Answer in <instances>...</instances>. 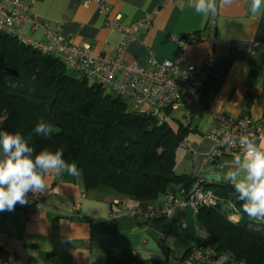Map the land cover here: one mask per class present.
Wrapping results in <instances>:
<instances>
[{
    "label": "crops",
    "instance_id": "0c3cea01",
    "mask_svg": "<svg viewBox=\"0 0 264 264\" xmlns=\"http://www.w3.org/2000/svg\"><path fill=\"white\" fill-rule=\"evenodd\" d=\"M25 1L33 5L38 20L53 28L61 26L68 43L89 44L96 54L117 53L123 34L116 27L105 26L97 2ZM105 1L111 18L121 16L122 27L154 14L149 27L133 29L134 40L122 54L126 63L150 68L152 56L162 62L182 54L189 63L200 66L216 55L201 90L203 104L185 138L191 150L180 144L175 169L191 177L198 174L212 190L216 184L230 183L223 179L217 182L214 174L231 168L233 157L206 161L215 148L207 133L213 115L224 113L234 119L252 118L262 127L258 143H264V14L251 16L249 0L218 7L215 15L207 17L196 14L188 0H150L147 7L146 0ZM24 31L28 38H44L41 27L26 24ZM190 35L199 39L188 40ZM244 41L257 42L253 53L243 47ZM178 110L185 117L182 105L171 108L170 114ZM48 183L49 188L39 194L41 201L27 213L18 207L0 212V253L6 251L11 264H182L192 246L209 238L191 208L156 218L111 216L116 200L126 207L147 208L162 204L165 193L149 202L86 189L80 171L79 175H50ZM180 186L176 184L175 190L168 192H176ZM85 204L88 211H84ZM162 235L167 236L162 239Z\"/></svg>",
    "mask_w": 264,
    "mask_h": 264
},
{
    "label": "trees",
    "instance_id": "16d2710c",
    "mask_svg": "<svg viewBox=\"0 0 264 264\" xmlns=\"http://www.w3.org/2000/svg\"><path fill=\"white\" fill-rule=\"evenodd\" d=\"M67 69L60 60L0 33V129L32 135L36 152L63 149L65 159L82 171L86 189L154 202L176 184L191 186L192 177L175 169L188 127L180 123L174 129L168 116L160 123L146 109L131 112L124 97ZM41 120L53 126L48 137L32 134ZM213 190L219 203L197 212L200 228L209 235L204 242L219 255L264 264V224L254 228L257 222L243 214L232 184H216ZM231 214L240 221H229Z\"/></svg>",
    "mask_w": 264,
    "mask_h": 264
},
{
    "label": "built area",
    "instance_id": "2783aa9c",
    "mask_svg": "<svg viewBox=\"0 0 264 264\" xmlns=\"http://www.w3.org/2000/svg\"><path fill=\"white\" fill-rule=\"evenodd\" d=\"M88 1L97 2L99 12L105 18L106 27L113 26L122 32L123 39L118 45L115 55L96 54L89 44L79 46L68 43L61 32V26L53 28L49 23L38 20L33 5L25 0H0V33L60 60L68 68L110 88L124 98H133L137 103L144 105L146 111L156 117L160 123L165 122L168 109L182 105L186 109L185 126L190 127L203 104L201 90L210 75L216 55H210L200 66L189 63L182 54L175 60L162 62L152 56L149 60L150 68L141 66L137 62L126 63L122 59V54L128 43L134 40L133 29L138 26L149 27L154 14L145 16L135 25L122 27L121 16L116 15L111 18L110 7L105 0ZM26 24H30L34 29L41 27L44 31V38H28L24 31ZM196 39V35L188 37V40ZM256 46V41L243 42V47L250 53L255 51ZM228 133L233 135L237 145L234 147L219 146L217 142ZM207 134L214 140L215 148L206 156L205 160L214 162L217 158L233 157V153L240 152L238 139L241 134L254 136L258 142L262 136V127L252 118L234 119L224 113H215ZM181 145L191 150V144L187 139H184ZM222 165V163L219 164L220 167ZM28 199L27 205L17 204L15 207L23 209L27 213L41 201L42 196L30 192ZM219 201V196L214 190L207 187L197 174L192 176L190 187H180L176 192L165 193L163 203L160 205L147 208L126 207L123 201L116 200L113 204L116 211L111 216L126 214L135 217L156 218L173 210L183 212L189 208L197 213L199 208L216 206ZM229 218L235 223L240 221V217L236 214H231ZM261 227V224L257 223L254 228L261 230ZM166 236L162 235V239H165ZM0 264H11L6 251L0 253ZM131 264L139 263L134 261ZM182 264L247 263L236 260L228 254L219 255L211 244L203 242L190 248Z\"/></svg>",
    "mask_w": 264,
    "mask_h": 264
},
{
    "label": "clouds",
    "instance_id": "9594fccd",
    "mask_svg": "<svg viewBox=\"0 0 264 264\" xmlns=\"http://www.w3.org/2000/svg\"><path fill=\"white\" fill-rule=\"evenodd\" d=\"M236 0H188V6L195 13L207 17L215 15L218 7H231ZM150 3L146 0L145 7ZM249 12L253 17L264 14V0H249ZM53 126L39 121L32 134L48 137ZM32 135L25 137L0 129V212L13 211L17 204L29 203L28 194H40L49 188L50 175H79L74 161L64 157V150L52 151L43 148L36 152L30 144ZM219 146L234 147L236 139L231 133L217 142ZM240 152L233 153L232 167L224 173H215L217 182H230L241 203V210L250 220L264 223V143H258L254 136L241 134L238 139ZM85 204L84 211H88ZM144 257V256H143ZM145 258V257H144Z\"/></svg>",
    "mask_w": 264,
    "mask_h": 264
},
{
    "label": "rangeland",
    "instance_id": "374dc122",
    "mask_svg": "<svg viewBox=\"0 0 264 264\" xmlns=\"http://www.w3.org/2000/svg\"><path fill=\"white\" fill-rule=\"evenodd\" d=\"M67 72L72 75V76H79V74L71 69V68H68L67 69ZM89 83H93V80L92 79H89ZM106 93H110V94H115V92H113L110 88H105L104 90ZM116 95V94H115ZM126 102V106H127V109L131 112H136V111H141V110H144L145 109V106L142 105V104H139L137 103L133 98H123ZM173 113H171L170 115H168V122L170 123V125L174 128V129H177L180 125V123H183L185 117L182 115V110H178V111H172ZM181 148V147H179ZM182 151V150H181ZM81 173L82 171L79 170ZM83 174V173H82ZM132 199H137V198H132ZM138 200V199H137ZM230 217V216H229ZM229 221H231L232 223H235L234 221L230 220L229 218Z\"/></svg>",
    "mask_w": 264,
    "mask_h": 264
},
{
    "label": "water",
    "instance_id": "95a60500",
    "mask_svg": "<svg viewBox=\"0 0 264 264\" xmlns=\"http://www.w3.org/2000/svg\"><path fill=\"white\" fill-rule=\"evenodd\" d=\"M6 72H8L11 75L17 76V73L13 69H6Z\"/></svg>",
    "mask_w": 264,
    "mask_h": 264
}]
</instances>
